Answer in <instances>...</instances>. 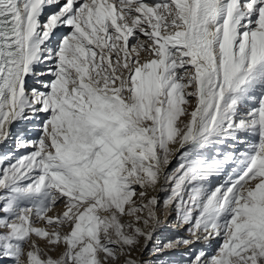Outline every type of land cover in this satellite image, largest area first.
Wrapping results in <instances>:
<instances>
[{
	"label": "snow or ice",
	"instance_id": "obj_1",
	"mask_svg": "<svg viewBox=\"0 0 264 264\" xmlns=\"http://www.w3.org/2000/svg\"><path fill=\"white\" fill-rule=\"evenodd\" d=\"M171 211L163 264H264V0H0V264H145Z\"/></svg>",
	"mask_w": 264,
	"mask_h": 264
},
{
	"label": "rangeland",
	"instance_id": "obj_2",
	"mask_svg": "<svg viewBox=\"0 0 264 264\" xmlns=\"http://www.w3.org/2000/svg\"><path fill=\"white\" fill-rule=\"evenodd\" d=\"M7 147V146H5ZM178 163V160L176 157L172 158V163L170 165V168L176 167V164ZM165 193L161 192L157 195L161 202V207H163V199H164ZM63 210V206L61 204H57L49 214H55L59 211ZM160 219L162 221L161 226L156 230L155 236L153 237V240L149 242L148 247L146 249H142L140 251H136L133 253V257H139L142 261L145 262V264H163L164 261L170 260V259H179L181 256L184 255L186 251L190 252L193 249H198L201 247V244H195L190 246L188 249H185L184 245H180L179 248L173 249V250H164L163 249V243L166 242L168 239H174L177 236H187L186 228L181 227L178 225L175 221V212L171 211L167 218L163 214H161ZM35 226H44L43 224H37ZM38 244L43 248L44 242L42 240L38 239ZM159 244L160 250L157 252H153V246L155 244ZM218 247V241L213 240L212 244L206 249V251L209 252V254L214 253L215 249ZM180 250L178 252L177 250ZM60 248H57L55 252L50 253L52 255H55L56 252H59ZM4 264H7V262H4Z\"/></svg>",
	"mask_w": 264,
	"mask_h": 264
},
{
	"label": "bare ground",
	"instance_id": "obj_3",
	"mask_svg": "<svg viewBox=\"0 0 264 264\" xmlns=\"http://www.w3.org/2000/svg\"><path fill=\"white\" fill-rule=\"evenodd\" d=\"M161 192H162V191H158V192H155V193H153V194L157 196V195L160 194ZM177 251L180 252L179 249H178Z\"/></svg>",
	"mask_w": 264,
	"mask_h": 264
}]
</instances>
